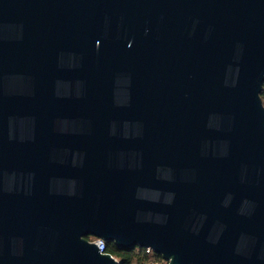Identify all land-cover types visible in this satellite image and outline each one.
<instances>
[{"label": "water", "instance_id": "water-1", "mask_svg": "<svg viewBox=\"0 0 264 264\" xmlns=\"http://www.w3.org/2000/svg\"><path fill=\"white\" fill-rule=\"evenodd\" d=\"M264 0H0V264H264Z\"/></svg>", "mask_w": 264, "mask_h": 264}, {"label": "trees", "instance_id": "trees-1", "mask_svg": "<svg viewBox=\"0 0 264 264\" xmlns=\"http://www.w3.org/2000/svg\"><path fill=\"white\" fill-rule=\"evenodd\" d=\"M264 101V87L262 92ZM91 238V237H88ZM106 252L113 254L120 261V264H144L152 260H162V256L155 254L151 256L143 248H120L113 243L106 242Z\"/></svg>", "mask_w": 264, "mask_h": 264}, {"label": "built area", "instance_id": "built-area-1", "mask_svg": "<svg viewBox=\"0 0 264 264\" xmlns=\"http://www.w3.org/2000/svg\"><path fill=\"white\" fill-rule=\"evenodd\" d=\"M89 239H90V241L97 243L101 252H106L105 251L106 250V241L105 240H103L102 238H98V237H91ZM143 249H145L146 253L151 255V256H154L156 254L155 251L151 247H147V248H143ZM144 264H169V261L163 259V257H162V260H152V261H149V262L144 263Z\"/></svg>", "mask_w": 264, "mask_h": 264}]
</instances>
